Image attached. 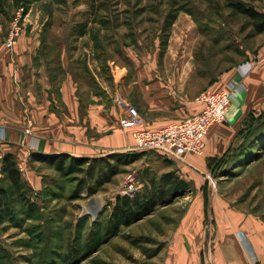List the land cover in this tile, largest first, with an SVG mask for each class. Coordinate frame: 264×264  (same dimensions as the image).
<instances>
[{"label":"crops","instance_id":"crops-1","mask_svg":"<svg viewBox=\"0 0 264 264\" xmlns=\"http://www.w3.org/2000/svg\"><path fill=\"white\" fill-rule=\"evenodd\" d=\"M33 8L27 9V31L12 49L0 27V157L13 153L28 176L35 173L31 152L92 158L135 149L132 134L119 122L124 115L121 100L134 106L150 128L202 108L193 56L199 29L189 14H177L162 53L158 42L152 50L133 49L125 36L115 46L114 32L107 30L105 55L88 29L80 34L73 27L69 34L74 41L60 39L55 45L53 19L47 14L40 20ZM86 34L90 47L78 56L76 42ZM134 43L138 46L137 37ZM246 61L253 67L243 73ZM231 87L234 96L225 119L209 128L201 152L179 158L161 154L195 194L171 244V264H264V217L230 204L213 190L216 178L211 173L233 146L244 120L264 114V45L255 53L247 51L245 60L218 74L206 88Z\"/></svg>","mask_w":264,"mask_h":264},{"label":"rangeland","instance_id":"rangeland-1","mask_svg":"<svg viewBox=\"0 0 264 264\" xmlns=\"http://www.w3.org/2000/svg\"><path fill=\"white\" fill-rule=\"evenodd\" d=\"M25 1L18 0L16 4L13 0H0V27L3 32L6 30L7 33L10 16L16 7L24 5ZM28 1L41 11L36 12L41 14L40 20L47 14L53 19L57 29L53 33L58 35L53 37L55 45L60 39L69 43L74 41L69 34L72 28L85 24V30L91 31L90 27L96 32L100 30V36H106L103 42L110 41L107 30L114 32L115 46L119 44L118 37L132 33L127 41L133 49L152 50L154 42L161 45L165 36L163 32L167 29H164V22L173 13H184L185 10L194 18L217 19L229 26L227 34L230 40H223L219 46L235 42L244 50L255 53L261 44L264 45V33L253 36L244 17L229 13L227 0ZM255 5L264 11V0ZM182 7L183 10L179 11ZM34 14L35 11L32 17ZM27 19L29 21L30 16ZM24 31H27V26ZM136 37L138 46L134 43ZM155 37L158 40H154ZM87 38L86 34L76 42L79 49H75L76 55L84 52V47H90ZM199 40H204L200 33L196 41ZM224 55L238 62L246 59L244 55H236L232 51ZM91 66L97 70L93 61ZM127 152L139 153L140 156L131 162L118 155ZM114 154L119 159H108L106 170V173L114 170L111 176L104 170L101 173L99 168L88 172L86 164L84 171L73 173L70 169L61 173L48 164L38 165L37 168L31 165L35 173L28 176L23 166L22 179L30 189L27 195L37 207L35 211H30L19 199L7 194L10 214L0 217V264H171V244L187 220L195 194H170L147 215L130 224L116 226L112 210L117 196L128 194L135 197L149 190L152 185L148 177H155L157 181L173 167L161 154L152 150L133 149ZM4 184L0 173V188ZM130 184L132 187H129ZM213 190L228 199L230 204L264 217V150L244 166L235 167L230 173H220ZM98 201L101 205L95 210ZM205 224L209 227L211 223L206 220Z\"/></svg>","mask_w":264,"mask_h":264},{"label":"trees","instance_id":"trees-1","mask_svg":"<svg viewBox=\"0 0 264 264\" xmlns=\"http://www.w3.org/2000/svg\"><path fill=\"white\" fill-rule=\"evenodd\" d=\"M13 1H16V4H18V0ZM260 1L262 0H247L246 2L227 0L226 4L230 10V14L240 15L248 21V26H250L253 36L264 33V11L259 10L255 5L256 2ZM29 3L28 0L25 1V11L29 8ZM181 10H183V7L179 8V11ZM185 12L190 14L186 10ZM6 14L8 15V12H6ZM177 14L178 11L175 12V14L173 13L171 18L164 22V29H167V31L163 32L165 36L162 37L160 45L161 53L166 48L168 30ZM193 19L198 25L200 37L204 38L203 41L199 40L196 42L193 51L198 76L196 84H199L202 92L207 90L206 87L216 79L218 74L231 69L239 63L231 56L225 58V52L232 51V53L236 55H244V57H247V50H244L240 44H236L235 42L219 46L223 40H230L227 34V32H229V26H226L224 21L212 18L201 20L200 18L197 19L193 17ZM75 28L80 34L86 31L85 24H80L79 27L75 26ZM90 29L91 35L95 41V46L102 51V54L105 53L106 55V46L104 44L105 42H103L106 36H100V30L96 32L93 27H90ZM125 34L123 35L125 37H130V35H132V33ZM263 147L264 114H260L259 116L251 114L244 120L243 126L239 130L236 140L229 152L214 165V168L211 169V173L215 178L220 173H230L235 167L244 166L246 162L248 163L253 158H257L260 153H263ZM127 153L118 155L119 157L130 159L129 161L131 162L138 159L140 156L139 153ZM115 155L114 153H110L90 158L77 157L67 153L46 155L39 152H31L29 159L35 168H37L38 165L48 164L61 173H66L68 169H70L72 173L84 171L85 164L88 165V172L90 171L92 173L93 170L99 168L100 172L104 170L106 173L109 165L108 159H119L116 158ZM128 155L131 156L129 157ZM164 159L168 161L169 165H172L169 159L166 157ZM113 171L114 170L111 169L107 171L106 174H110L111 176L114 173ZM0 173L5 182V186L0 188V210L2 211L0 212V217L5 218L10 214V200L7 198V194L19 199L30 211H35L37 206L29 200L27 191L30 189L28 184L22 179L18 161L13 153L7 152L0 157ZM148 178L152 185L149 190H145L135 197H129L128 194L117 196L112 210V217L116 226L120 224H130L144 215H147L153 211L154 207L159 204L164 197L170 194H184L192 191L190 184L180 178L175 168H171L165 172L157 181L155 177ZM48 264H54V262Z\"/></svg>","mask_w":264,"mask_h":264},{"label":"built area","instance_id":"built-area-1","mask_svg":"<svg viewBox=\"0 0 264 264\" xmlns=\"http://www.w3.org/2000/svg\"><path fill=\"white\" fill-rule=\"evenodd\" d=\"M27 17L28 11H25L24 5H19L10 16L8 31L4 39L9 49L13 48L23 33L29 22ZM241 65L243 73H247L253 67L251 61H246ZM233 96L232 87L228 90L202 91L197 97L202 103L199 112L182 119L172 120L160 128L147 127L139 111L121 100L124 115L119 122L123 130L132 134L135 149L152 150L167 157L179 158L187 153H199L203 150L206 133L213 124L225 119ZM129 187H132V184Z\"/></svg>","mask_w":264,"mask_h":264},{"label":"bare ground","instance_id":"bare-ground-1","mask_svg":"<svg viewBox=\"0 0 264 264\" xmlns=\"http://www.w3.org/2000/svg\"><path fill=\"white\" fill-rule=\"evenodd\" d=\"M101 205V201H98L95 205V210L99 208V206Z\"/></svg>","mask_w":264,"mask_h":264}]
</instances>
